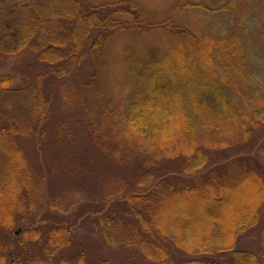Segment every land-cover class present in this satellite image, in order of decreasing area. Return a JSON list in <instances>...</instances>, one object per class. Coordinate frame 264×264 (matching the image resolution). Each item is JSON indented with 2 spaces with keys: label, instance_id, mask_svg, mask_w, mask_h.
<instances>
[{
  "label": "trees",
  "instance_id": "trees-1",
  "mask_svg": "<svg viewBox=\"0 0 264 264\" xmlns=\"http://www.w3.org/2000/svg\"><path fill=\"white\" fill-rule=\"evenodd\" d=\"M234 2L247 9L245 0H225L214 13L230 20ZM207 10L203 0H181L155 20L138 0H0V199L10 198L2 203L0 264L116 263L88 258L69 223L33 224L46 178L22 154L24 135L44 153L68 152L83 137L101 154L102 170L137 156L135 175L115 189L125 195L97 218L105 242L120 248L116 264H264V162L257 157L264 161V87L253 85L261 69L246 50L229 59L244 42L240 27L200 31L184 18ZM153 32L178 42L164 52L144 44L114 54L119 38ZM113 55L119 90L102 116L81 97L58 115L48 93L73 105L70 86L90 85L100 61ZM10 58L26 62L28 82L2 70ZM169 167L181 175L167 176ZM16 225L19 236L11 232Z\"/></svg>",
  "mask_w": 264,
  "mask_h": 264
},
{
  "label": "rangeland",
  "instance_id": "rangeland-1",
  "mask_svg": "<svg viewBox=\"0 0 264 264\" xmlns=\"http://www.w3.org/2000/svg\"><path fill=\"white\" fill-rule=\"evenodd\" d=\"M138 1L143 6L144 10L150 13V16L156 20L169 13L181 0ZM224 1L225 0H221L219 4L212 5L210 1L203 0L204 6L208 9L207 12L185 13L184 18L188 21L190 26H196L200 31L209 28V30L211 29L213 32L220 30L226 35L230 28L232 29L235 26L240 27L244 38L243 46L239 45L237 48L231 49L228 53V57L229 59L232 58L231 61L234 59L237 61L238 56L240 55L241 57L244 50H246L252 62L258 66V70L261 69V73L254 76L256 81L253 85L263 90L264 31L260 24L263 23L264 25V0H245L248 4L247 9L241 10L236 8L237 4L234 2L232 4L235 7L233 9L234 13L232 12V18L230 20L228 19L229 14L226 12H221L219 14L214 13L215 8H218ZM238 1L242 2L244 0ZM199 13L201 16H199ZM235 18L238 20L236 21ZM117 41V44L114 46V54L121 53L122 51L125 52L130 48H137L144 44L151 45L152 47L158 46L162 49V52H164L169 51V48L178 42L177 37L165 35L164 32H153L150 34L131 33L121 37V39L119 38ZM121 55L122 53L119 57ZM114 59L115 57L113 55L109 59L100 61L97 67V76L90 85L85 86L83 84V82H85L84 79L77 81L75 85L72 86L73 88L70 86L73 105L70 104L69 100L68 105L67 103L63 104L62 100H58L59 96L54 89L48 93L52 94L49 96V99H51L50 103L59 110L57 114H62V116L66 115L69 107L75 108L74 102L77 97H81L86 101H92V104L98 109L95 113L96 116L101 117L102 115H100V112L102 109L112 104L117 94L120 70L117 69L118 66L114 63ZM19 61L20 60L11 58L7 59L4 66H2V70L4 72L14 70L18 80L30 79L32 73L27 68L26 62L21 61V63H18ZM195 79L199 81V77H195L194 80ZM176 80V88L180 93L179 97L182 98V74L178 75ZM194 80L191 82H194ZM24 81L28 82V80ZM199 96L200 95L197 94L198 99L200 98ZM57 114H55V116L59 117ZM86 142L85 138L81 137L74 143L73 147L70 148L71 150L69 149L68 152L67 149H62L63 151H61V148H53L51 153L47 150H45L44 153L42 151V146L29 135H24L19 138V148L22 154H24L28 161L32 162L35 167L43 171L46 178L44 191L41 194L43 196L41 202L42 207L35 213L33 224L41 225L47 222L48 224L55 225L61 221L69 223L71 225L70 231L72 234V241L77 244L80 243L84 247H88V252L90 254L88 258L90 257L91 260L98 261L105 260L109 257L118 263L122 258L118 250L120 248H113V246H109L105 242L97 218L103 213H109L107 211L111 208V201L116 198H122L125 195L126 192L121 196L116 195V186L121 182H125V178L129 179V177L135 175V168H137V164L140 162L136 161L137 156L134 155L127 163L124 162L120 165L113 164L112 166H107L106 164L108 169L102 170L103 159L101 158V154L95 153L89 147L88 142ZM253 156H257L255 148L250 154L252 159H254ZM257 157L259 161L264 162L261 155ZM54 163H57L56 166H53L48 172L50 169L49 165H54ZM201 170L204 171V168L198 171ZM166 172L167 176L170 175L173 177L181 175L176 169L170 167ZM49 173H51V175ZM131 191L132 193L138 192L135 188H131ZM50 197H54L56 200V202L52 203V208L46 204L47 199ZM9 199L10 198L6 195L0 199V219H3L7 212L6 207H2V203L7 204ZM58 201L59 203H63V205L65 204V207L69 206L66 213L62 210V205H58ZM60 207H62V209ZM20 222L21 221L18 219V223ZM24 225H26V223L23 224V226ZM23 226L16 225L11 232H18L16 236H19ZM254 230L255 229L248 230V233L251 232V235H256L257 232ZM249 240L250 237L247 238L248 242ZM38 244L37 242V245ZM6 262L8 263L9 260L7 259ZM116 263L112 262L111 264Z\"/></svg>",
  "mask_w": 264,
  "mask_h": 264
},
{
  "label": "water",
  "instance_id": "water-1",
  "mask_svg": "<svg viewBox=\"0 0 264 264\" xmlns=\"http://www.w3.org/2000/svg\"><path fill=\"white\" fill-rule=\"evenodd\" d=\"M18 232H15V234H17Z\"/></svg>",
  "mask_w": 264,
  "mask_h": 264
}]
</instances>
